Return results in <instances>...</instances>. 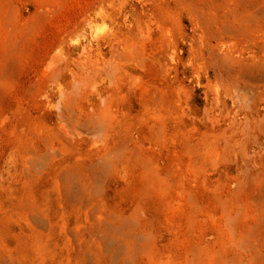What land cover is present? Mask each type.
<instances>
[{
  "label": "rangeland",
  "instance_id": "374dc122",
  "mask_svg": "<svg viewBox=\"0 0 264 264\" xmlns=\"http://www.w3.org/2000/svg\"><path fill=\"white\" fill-rule=\"evenodd\" d=\"M0 264H264V0H0Z\"/></svg>",
  "mask_w": 264,
  "mask_h": 264
}]
</instances>
